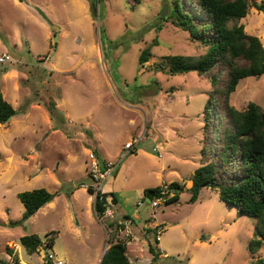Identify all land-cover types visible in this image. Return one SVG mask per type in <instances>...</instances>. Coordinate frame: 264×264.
<instances>
[{
  "label": "rangeland",
  "instance_id": "1",
  "mask_svg": "<svg viewBox=\"0 0 264 264\" xmlns=\"http://www.w3.org/2000/svg\"><path fill=\"white\" fill-rule=\"evenodd\" d=\"M171 1L96 0L93 16L87 0H0V55L10 56L0 63V90L17 110L27 106L26 113L0 123V259L12 262L9 244L21 264H44L51 252L68 264H103L110 236L133 237L131 264L264 259V244L255 254L249 249L258 218L240 214L218 190L203 188L195 202L185 190L156 207L143 199L149 187L187 185L200 166L204 109L214 88L205 74L172 75L158 68L165 56L199 58L207 51L188 31L164 20L170 6L161 16ZM238 23L264 46L263 11L251 7ZM146 49L151 56L142 66ZM50 99L65 117L61 128L46 107ZM230 101L238 109L250 101L264 108V74L243 78ZM141 135L125 154L124 145ZM156 144L162 157L153 150ZM90 152L101 164L120 161L102 185L119 198L105 218L97 216L95 195L87 191L94 184ZM38 188L57 195L23 220L26 207L17 194ZM125 214L133 220L129 227ZM158 226L164 228L160 241ZM27 234L43 240L35 253L20 241ZM52 236L54 242L47 243Z\"/></svg>",
  "mask_w": 264,
  "mask_h": 264
},
{
  "label": "trees",
  "instance_id": "2",
  "mask_svg": "<svg viewBox=\"0 0 264 264\" xmlns=\"http://www.w3.org/2000/svg\"><path fill=\"white\" fill-rule=\"evenodd\" d=\"M87 1L92 15L96 16V0ZM186 3L188 7H185L183 0H172L164 20L188 31L207 51L199 58L182 54L165 56L158 68L172 75L195 71L207 75L213 82L214 88L204 109L201 165L194 171L190 187L173 181L166 186L146 188L144 197L153 200L166 189L165 201L170 203L178 200L185 190H190V201L195 202L203 188L218 190L221 199L234 205L240 214L258 218L254 236L249 241V249L255 254L264 244V108L250 101L245 108L238 109L231 104L230 98L243 78L264 74V46L261 39L247 33L245 26L238 23L247 16L251 7L264 12V1L186 0ZM231 21L235 22L232 26ZM149 56L150 50H144L139 58L140 65L148 62ZM223 72L226 73L225 77L221 76ZM46 107L56 126L61 128L66 120L56 102L50 99ZM26 111L27 106L17 110L0 90V123ZM213 122L217 127H213ZM216 128L217 134L212 136ZM87 191L95 194L91 185ZM56 195L46 188L18 193V198L26 207L22 219L27 220L35 215ZM112 201L118 203V198L113 195ZM108 205L107 193L98 192L94 211L99 218L103 217ZM112 225L110 223L108 227ZM113 238H109L110 246L104 253L102 263L129 264L127 242L120 239L114 241ZM20 241L30 254L43 245V240L37 234L23 235ZM47 241L54 242L53 236ZM150 249L154 251L152 246ZM5 250L17 264L20 262L14 247L7 244ZM0 262L9 264L3 259ZM255 264H264V259L258 258Z\"/></svg>",
  "mask_w": 264,
  "mask_h": 264
},
{
  "label": "built area",
  "instance_id": "3",
  "mask_svg": "<svg viewBox=\"0 0 264 264\" xmlns=\"http://www.w3.org/2000/svg\"><path fill=\"white\" fill-rule=\"evenodd\" d=\"M9 59H10V56L6 53L0 55V63H4V62L8 61ZM142 138H143V135L134 137L131 141H128L124 145V150L126 152L125 154H127L130 151L132 152V149H134L140 143ZM153 150L158 152L159 157H162V153L160 152L158 145H155L153 147ZM90 157H91V174H92V179L94 181V184H92L91 186L95 190L94 195L96 198V195L98 192H103L102 185H103L104 180L107 179L108 176H110L112 173L115 172L120 161L116 162V161L109 160V161H105L103 164H101L98 157L94 153L90 152ZM119 159H120V157H119ZM88 186H87V188H88ZM167 193H168L167 190L163 189L159 193L158 196H156L153 200L150 201V203L154 207L159 206L161 202H164L166 200ZM94 202H95V200H94ZM112 214L113 213L111 211L110 205H108L105 212L103 213V217L105 218V217H108L109 215H112ZM123 223L127 227H129L131 224V220L127 218L123 221ZM163 229L164 228H162L161 226H158L157 236H156L157 241H160L161 232ZM8 256L12 259V262L9 264H17L10 254H8ZM45 262L48 264H68V262L65 259L59 257L56 253H52V252L47 254L46 259L44 260V263ZM0 264H2V263L0 262ZM18 264H21V261Z\"/></svg>",
  "mask_w": 264,
  "mask_h": 264
},
{
  "label": "crops",
  "instance_id": "4",
  "mask_svg": "<svg viewBox=\"0 0 264 264\" xmlns=\"http://www.w3.org/2000/svg\"><path fill=\"white\" fill-rule=\"evenodd\" d=\"M156 145H158V144H156ZM159 146V145H158ZM163 156V155H162ZM201 165V164H200ZM197 169V168H196ZM195 169V170H196ZM173 182V181H172ZM171 183V182H170ZM169 184V183H168ZM192 185V180H190L189 182H188V184L186 185V187H190ZM159 186V185H158ZM105 193H107V200H108V203H109V205L111 204V203H113V201H112V198H113V195H115L117 198H118V196L114 193V192H107V191H105ZM111 198V199H110ZM144 199V201H147L148 200V198H146L145 199V197L143 198ZM151 200V199H150ZM118 202H119V198H118ZM126 215V214H125ZM127 216H129V215H126L125 217V219H130V216L129 217H127ZM131 220V219H130ZM110 223H112V222H110ZM109 223V224H110ZM132 223H133V220H131V224L130 225H132ZM122 227H124V225H122ZM110 230H111V227H108ZM108 229V230H109ZM125 231H127L126 229H125ZM129 231V230H128ZM111 237V236H110ZM132 239H133V237H132ZM132 239H130L129 238V240H124V241H126L127 242V244H128V242L129 241H131ZM120 240H122V239H120ZM116 241V240H115ZM109 246H110V244L106 247V249H105V252H106V250L109 248ZM151 248V247H150ZM149 248V250L151 251V249ZM129 244H128V251H127V255H128V252H129ZM104 252V253H105ZM15 253L17 254V252L15 251ZM8 254V253H7ZM159 255H162V253L160 252L159 253ZM129 257V256H128ZM61 258H63V257H61ZM64 259V258H63ZM66 260V259H65ZM67 261V260H66ZM129 261H130V263L129 264H131V260L129 259Z\"/></svg>",
  "mask_w": 264,
  "mask_h": 264
},
{
  "label": "water",
  "instance_id": "5",
  "mask_svg": "<svg viewBox=\"0 0 264 264\" xmlns=\"http://www.w3.org/2000/svg\"><path fill=\"white\" fill-rule=\"evenodd\" d=\"M168 8H169V5L166 4L165 7H164V10L162 11L161 13V16L164 17L166 15V13L168 12ZM54 30H58L59 28L57 26H53L52 27ZM57 40V38H56ZM12 117H9L5 122L9 121ZM148 202H150L151 200L148 198L147 200Z\"/></svg>",
  "mask_w": 264,
  "mask_h": 264
}]
</instances>
